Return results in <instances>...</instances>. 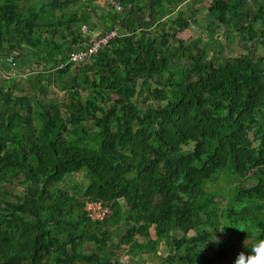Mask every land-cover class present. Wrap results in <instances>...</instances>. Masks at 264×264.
Here are the masks:
<instances>
[{
  "label": "trees",
  "instance_id": "1",
  "mask_svg": "<svg viewBox=\"0 0 264 264\" xmlns=\"http://www.w3.org/2000/svg\"><path fill=\"white\" fill-rule=\"evenodd\" d=\"M115 1L118 35L75 69L92 0H0V181L25 185L0 200V264H211L264 237V0H208L209 44L176 37L190 0ZM219 30L248 52L218 59Z\"/></svg>",
  "mask_w": 264,
  "mask_h": 264
},
{
  "label": "rangeland",
  "instance_id": "2",
  "mask_svg": "<svg viewBox=\"0 0 264 264\" xmlns=\"http://www.w3.org/2000/svg\"><path fill=\"white\" fill-rule=\"evenodd\" d=\"M93 2L95 5H93ZM193 2V4H191ZM208 0H190L186 1L181 5V8L185 10L186 15L190 17V25L187 29L185 30H179L176 32V37L180 38L184 41L191 42L197 38H200L202 40L203 44H209L211 40L210 34H208V31L206 30V27L210 25V17L208 16V9L205 7L207 4ZM90 15L93 17L88 23H86L91 30L94 31V33L97 35L101 32V30L104 28L103 25L104 22H102L100 15L104 17L105 12H107V7L110 5L105 3V0H92V2H87ZM103 7L105 10H103ZM192 16V17H191ZM82 35L86 36L87 33L83 32V28L81 30ZM215 35L220 38L222 41V45L218 46V49L215 50L216 56L218 59H221L222 56H230L232 54H241V53H246L248 52L249 48V42H245L241 37L235 35L234 38L228 37L224 33V30L219 32H215ZM88 36V35H87ZM87 43V42H85ZM86 45V44H84ZM214 55V52H211V56ZM210 58V56H209ZM85 64H77L75 65V69L81 68L83 69ZM29 70V69H28ZM47 96L50 99H55V100H62L63 97L65 96L64 92L60 89L55 87L54 85L48 89ZM75 180L78 182H85V177L83 176L82 172L75 173L74 175ZM244 184L250 185L253 183V181L249 180H242ZM232 185L233 182H231ZM236 185V183H235ZM230 184L229 182H224L223 179H217L213 180V182H209L206 185V189L208 192H216L217 191H223L224 188L229 187ZM24 187L25 185L20 184L18 181L14 183H5L0 181V200H15L17 197L20 198V196L24 192ZM218 193V192H216ZM219 194V193H218ZM220 201L226 202L227 197H222L219 194ZM3 203V202H0ZM145 238H139V242H145ZM210 244V242H208ZM246 243L249 244V240L247 239H235L230 245H229V254L226 258L218 261H215L211 264H233V261L237 254L240 251H245L246 250ZM160 248H164V244H160ZM90 249H92L90 247ZM126 246H122L121 249L118 250V258L121 260V264H155L158 261L157 256L154 253L147 252L145 250H140V249H133V250H126ZM206 254L209 256L213 255V251L211 248L208 246L205 249Z\"/></svg>",
  "mask_w": 264,
  "mask_h": 264
},
{
  "label": "built area",
  "instance_id": "3",
  "mask_svg": "<svg viewBox=\"0 0 264 264\" xmlns=\"http://www.w3.org/2000/svg\"><path fill=\"white\" fill-rule=\"evenodd\" d=\"M109 2V5L114 7L116 10H122V5L120 3L115 0H109ZM83 32L90 35L89 41L83 49L70 52L66 64L71 63L73 65H77L90 62L96 53L104 49L110 41L118 35L119 27L115 25L112 29L106 30L104 34L99 33L96 35L88 26L84 25ZM8 60L12 61V57H9Z\"/></svg>",
  "mask_w": 264,
  "mask_h": 264
},
{
  "label": "clouds",
  "instance_id": "4",
  "mask_svg": "<svg viewBox=\"0 0 264 264\" xmlns=\"http://www.w3.org/2000/svg\"><path fill=\"white\" fill-rule=\"evenodd\" d=\"M250 250L240 251L235 257L233 264H264V237L259 238L250 245L246 243Z\"/></svg>",
  "mask_w": 264,
  "mask_h": 264
}]
</instances>
